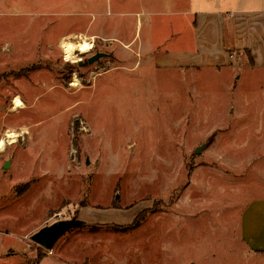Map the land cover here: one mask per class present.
<instances>
[{
	"label": "rangeland",
	"instance_id": "rangeland-1",
	"mask_svg": "<svg viewBox=\"0 0 264 264\" xmlns=\"http://www.w3.org/2000/svg\"><path fill=\"white\" fill-rule=\"evenodd\" d=\"M238 1L0 0V264H264L239 238L264 194L262 71L156 67L124 47L195 52L199 12ZM93 49L112 57L90 65ZM73 218L86 225L52 250L31 240Z\"/></svg>",
	"mask_w": 264,
	"mask_h": 264
},
{
	"label": "crops",
	"instance_id": "crops-1",
	"mask_svg": "<svg viewBox=\"0 0 264 264\" xmlns=\"http://www.w3.org/2000/svg\"><path fill=\"white\" fill-rule=\"evenodd\" d=\"M177 1L173 0L176 4ZM237 4L238 7L225 16L217 12H199L201 18L197 23L195 22V52L186 54L174 50L163 52L161 47L151 43L138 44L136 36L124 44V47L131 48V51H134V47H138V52L135 51L136 56H141V53L156 52L158 54L156 67L168 64L187 69L190 67L225 69L233 71L231 80L239 73L242 65L247 67L249 65L250 69L262 71V80L259 82L264 94V86L262 87L264 85V0H239ZM93 24L89 22L87 28ZM108 27L118 30L114 25H101L97 29ZM139 63L137 61L136 66ZM239 107L240 104L238 106L237 103L233 107L237 125L244 122L247 117L238 111ZM257 107L259 109L257 135L260 136L261 141H264V101ZM246 125L242 126L243 130H246ZM259 153L261 161L257 167L260 171L259 178L262 179L264 142L259 146ZM239 238L249 254L264 255V194L246 203L240 218Z\"/></svg>",
	"mask_w": 264,
	"mask_h": 264
},
{
	"label": "water",
	"instance_id": "water-1",
	"mask_svg": "<svg viewBox=\"0 0 264 264\" xmlns=\"http://www.w3.org/2000/svg\"><path fill=\"white\" fill-rule=\"evenodd\" d=\"M107 57L106 54L104 53H97L96 56H94L93 58H91L88 61V64L92 65L98 61H100L101 59ZM84 65V63H79V66L82 67ZM72 68H74V66L70 67V66H59L58 67V73L65 76L67 73H69ZM202 151V148H198L195 151V154H200ZM9 168V164L6 163V165L4 166V169H8ZM86 225V223L82 220H79L77 218H73L70 220H62V221H58L54 224H52L51 226H47L42 228L40 231H38L37 233H35L32 237L31 240L39 245L40 247L46 249V250H52L55 246V244L65 235L67 234L69 231L73 230V229H77V228H82Z\"/></svg>",
	"mask_w": 264,
	"mask_h": 264
},
{
	"label": "bare ground",
	"instance_id": "bare-ground-1",
	"mask_svg": "<svg viewBox=\"0 0 264 264\" xmlns=\"http://www.w3.org/2000/svg\"><path fill=\"white\" fill-rule=\"evenodd\" d=\"M73 45L70 44V43H68L66 45V47H65V54L67 56H71L73 54V51H74V48H75ZM78 47H79L78 49H80V51H82L83 53H88L90 51L89 45L80 44V45H78ZM16 107L17 108H22L23 107L22 102H19L18 100H16Z\"/></svg>",
	"mask_w": 264,
	"mask_h": 264
},
{
	"label": "flooded vegetation",
	"instance_id": "flooded-vegetation-1",
	"mask_svg": "<svg viewBox=\"0 0 264 264\" xmlns=\"http://www.w3.org/2000/svg\"><path fill=\"white\" fill-rule=\"evenodd\" d=\"M93 53L94 54H92L88 59H87V62L91 59V58H93L94 56H96L97 55V53H99L97 50H94L93 49ZM107 55V54H106ZM112 57V55L111 54H108L107 55V58H111ZM85 58H87V57H85ZM106 58V57H105ZM104 59V58H103ZM68 74V73H67Z\"/></svg>",
	"mask_w": 264,
	"mask_h": 264
},
{
	"label": "trees",
	"instance_id": "trees-1",
	"mask_svg": "<svg viewBox=\"0 0 264 264\" xmlns=\"http://www.w3.org/2000/svg\"><path fill=\"white\" fill-rule=\"evenodd\" d=\"M133 228H134V227H133ZM77 229H79V228H77ZM127 229H128V230H129V229L131 230V228H129V227H128Z\"/></svg>",
	"mask_w": 264,
	"mask_h": 264
}]
</instances>
